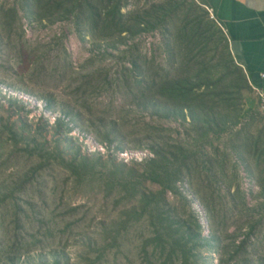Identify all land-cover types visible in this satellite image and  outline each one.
Segmentation results:
<instances>
[{
	"label": "rangeland",
	"instance_id": "obj_1",
	"mask_svg": "<svg viewBox=\"0 0 264 264\" xmlns=\"http://www.w3.org/2000/svg\"><path fill=\"white\" fill-rule=\"evenodd\" d=\"M168 2L127 0L121 11L128 30L100 37L76 27L72 18L58 19L56 0H0V264H144L145 225L124 234L105 198L106 183L98 179L141 174L146 161L126 163L119 152L153 153L160 140L171 150L175 142L193 150L178 183L182 194L167 198L189 233L218 238L217 251L200 242L199 264H264V158L257 159L251 146L258 138L264 142L261 98L252 88L240 99L228 96L213 111L226 121L239 113L243 121L234 132L217 134L214 125L216 133L206 136L205 129L190 127L189 118H166L170 113L148 104L140 84L128 77L151 84L174 73L166 49L171 23L162 25L163 41L157 34L142 36L153 31L145 26L157 22L153 7ZM38 102L66 118L54 123ZM89 136L107 142V152H92ZM80 155L100 164L88 191L75 186L60 165L61 157ZM145 189L160 187L148 181ZM246 236L244 250L232 260Z\"/></svg>",
	"mask_w": 264,
	"mask_h": 264
},
{
	"label": "trees",
	"instance_id": "obj_2",
	"mask_svg": "<svg viewBox=\"0 0 264 264\" xmlns=\"http://www.w3.org/2000/svg\"><path fill=\"white\" fill-rule=\"evenodd\" d=\"M126 1L56 0L60 7L57 18H72L76 27L86 33L108 37L116 32L128 30L123 26L126 14L121 11ZM217 2L218 0H199L198 4H188L187 1L169 0L160 7L155 5L151 16L157 22L143 29H161L164 32L162 25L171 23L172 27H168V31L172 41L165 47L171 50V54L168 50L167 52L172 59L171 67L176 66V69L174 73L169 72L165 80H155L151 84H146L138 75L128 76L140 84V91L143 98H147L148 104L170 113L166 118L172 116L182 121L189 118L190 127L195 130L205 129L206 136L212 131L213 134L216 133L214 125L219 126L217 134L229 130L234 132L243 121L244 115L236 113L232 119L226 121L227 118L222 116V112H215L213 108L226 102L228 96L236 95L240 99L244 91L251 90L248 76L236 63L221 24L210 16L209 10L214 13ZM48 16L50 15H42L41 19ZM144 22L145 19H139L140 24ZM209 54L212 59L205 62L204 58ZM214 72H217L219 77H214ZM219 90L222 91L217 92ZM214 98L218 99L217 103ZM157 100L166 103L164 105L173 104L174 109L169 110V106L160 107L162 103ZM228 122L229 125H226ZM242 132L243 129H240L235 135L239 137ZM175 144L171 150L170 146L167 147L166 143L160 140L159 147L153 150L154 158L145 160L146 168L141 174L124 172L119 178L114 176L98 179L99 183H106L105 198L112 202L117 212V222L124 226V234L137 224L145 225L149 237H144L140 245L144 264H155L154 260L161 264H199L200 242L206 244L209 250L217 251V237L208 239L189 233L182 226L178 215L170 208L171 203L167 196L182 194L178 183H181L185 172L189 170V154L193 151L183 147L181 143ZM251 146L257 159L264 158V142L261 144L260 138L255 139ZM61 161L60 165L70 172L75 186L84 188V191L92 188L91 185L96 181L94 169L100 165L96 160L80 155L72 160L61 157ZM148 181L158 185L160 190H146ZM12 198H15V193ZM248 239L246 236L239 243L234 256L228 254L232 260L239 255V249L244 250ZM150 247H153L152 253Z\"/></svg>",
	"mask_w": 264,
	"mask_h": 264
},
{
	"label": "crops",
	"instance_id": "obj_3",
	"mask_svg": "<svg viewBox=\"0 0 264 264\" xmlns=\"http://www.w3.org/2000/svg\"><path fill=\"white\" fill-rule=\"evenodd\" d=\"M209 11L221 24L249 85L264 93V0H218L215 16Z\"/></svg>",
	"mask_w": 264,
	"mask_h": 264
},
{
	"label": "built area",
	"instance_id": "obj_4",
	"mask_svg": "<svg viewBox=\"0 0 264 264\" xmlns=\"http://www.w3.org/2000/svg\"><path fill=\"white\" fill-rule=\"evenodd\" d=\"M146 34H157L158 38H160V39L162 38V41H163V35H162L163 31L161 29H156V30H153L151 32H144L142 34V36L146 35ZM149 43H151V40H149ZM155 57H156V59H158L157 56H155ZM251 88L255 91L256 95H258L261 98V100L263 102V105H264V93L262 91H259L256 88L252 87V86H251ZM37 105L40 108V110H43L44 116L49 118V119H52L54 121V123L59 118H64V119L66 118V115L59 114L57 112H54V114L49 112V110L47 109L46 104H44L42 102H38ZM67 120H68V118H67ZM89 139H90L89 143H90V147H91L90 150L92 152L93 151H102L103 153L107 152V150L109 148V145L107 144V142H100V141H98L97 139H95L94 137H91V136H89ZM118 155L126 163H128L130 161L142 162V161L154 158V154L151 153L148 150H137V151H135V150L126 151L125 150V151H120Z\"/></svg>",
	"mask_w": 264,
	"mask_h": 264
},
{
	"label": "water",
	"instance_id": "obj_5",
	"mask_svg": "<svg viewBox=\"0 0 264 264\" xmlns=\"http://www.w3.org/2000/svg\"><path fill=\"white\" fill-rule=\"evenodd\" d=\"M213 18V17H212Z\"/></svg>",
	"mask_w": 264,
	"mask_h": 264
}]
</instances>
